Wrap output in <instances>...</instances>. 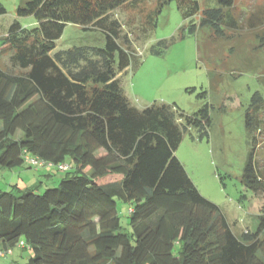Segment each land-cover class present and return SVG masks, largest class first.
<instances>
[{
  "label": "trees",
  "instance_id": "trees-1",
  "mask_svg": "<svg viewBox=\"0 0 264 264\" xmlns=\"http://www.w3.org/2000/svg\"><path fill=\"white\" fill-rule=\"evenodd\" d=\"M132 1L26 0L17 16L33 17L36 26L15 23L0 38V171L36 169L26 154L70 166L57 188L0 190V248L12 255L29 252L25 264H264V211L256 233L236 234L176 156L188 132L210 139L208 103L188 115L168 104L139 110L125 95L118 76L135 52L112 14ZM235 1L216 0L219 8L204 11L199 27L222 33L225 9ZM195 5L190 17L199 12ZM5 14L0 3V17ZM241 20L256 31L264 52V3ZM69 25L99 31L102 43L55 53ZM196 26L192 23L188 33ZM157 47L152 52L161 55L169 43ZM6 53L20 74L3 68ZM245 130L251 150L243 184L262 194L264 97L259 92L246 110ZM118 202L130 205L129 232ZM22 242L26 248L19 247Z\"/></svg>",
  "mask_w": 264,
  "mask_h": 264
},
{
  "label": "rangeland",
  "instance_id": "rangeland-1",
  "mask_svg": "<svg viewBox=\"0 0 264 264\" xmlns=\"http://www.w3.org/2000/svg\"><path fill=\"white\" fill-rule=\"evenodd\" d=\"M23 1L26 0H0L6 8V14L0 17V38L7 36L15 23L23 28L36 26L33 17L17 16ZM263 3L264 0H236L233 8L225 9L222 33L212 26L199 27L204 11L219 8L216 0H134L112 14L122 24L123 34L129 35L135 52L130 67L118 77L133 107L143 110L153 104L176 105L192 115L208 103L210 139L200 140L192 130L185 134L176 156L200 193L219 206L237 234L245 230L256 233L264 211V192L251 191L242 180L251 150L245 113L255 93L264 97V52L259 48L256 31L245 19ZM195 4L199 12L190 17ZM234 21L236 27L229 26ZM192 23L197 29L190 34ZM102 40L99 31L83 32L69 25L55 53L83 43L98 45ZM161 41H167L169 47L156 55L152 47ZM10 56L6 53L2 57L3 68L20 74V70L12 68ZM203 93L206 100L201 98ZM258 160L264 165V136ZM38 176L37 169L0 171V190L7 191L11 185L21 189L40 186L43 192L57 188L66 173L57 172L50 179ZM129 206L118 202L126 232L131 230ZM18 253L16 250L15 256L0 257V264H12ZM29 258L28 253L22 263Z\"/></svg>",
  "mask_w": 264,
  "mask_h": 264
},
{
  "label": "built area",
  "instance_id": "built-area-1",
  "mask_svg": "<svg viewBox=\"0 0 264 264\" xmlns=\"http://www.w3.org/2000/svg\"><path fill=\"white\" fill-rule=\"evenodd\" d=\"M24 158H25L26 162L30 166H32V167H34L36 169H47V170L49 169L50 170V169H53V168H57L58 170H60L62 172L70 170V166L67 165V164L55 165L53 163L46 162V161H44V160H42V159H40L38 157L31 156L29 154H26ZM130 212H132L131 209H130ZM19 247L26 248V244L22 242V243H20ZM12 253H13V251L11 249L5 251V250H2L0 248V257H2V258L10 256V255H12Z\"/></svg>",
  "mask_w": 264,
  "mask_h": 264
},
{
  "label": "crops",
  "instance_id": "crops-1",
  "mask_svg": "<svg viewBox=\"0 0 264 264\" xmlns=\"http://www.w3.org/2000/svg\"><path fill=\"white\" fill-rule=\"evenodd\" d=\"M125 72V71H124ZM123 72V73H124ZM123 73H121L118 77H120ZM25 169H28V168H25ZM28 170H33V169H28ZM37 173L39 174V178H47V179H50V178H53L54 175L56 173L54 172H47L45 170H37ZM48 175H52L51 177H48ZM10 188V186H9ZM227 218V217H226ZM232 227V226H231ZM234 231V230H233ZM236 233V232H235ZM243 232L239 233L238 235L242 234ZM237 234V233H236ZM29 252L27 251H23V250H19V253L17 254L16 258L12 261V264H17V263H22L23 260H25V255H27ZM30 254V253H29ZM15 256V255H14Z\"/></svg>",
  "mask_w": 264,
  "mask_h": 264
}]
</instances>
